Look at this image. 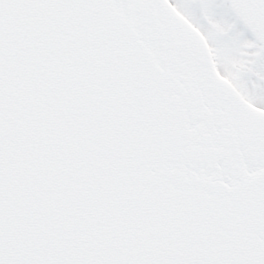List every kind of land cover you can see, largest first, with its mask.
Listing matches in <instances>:
<instances>
[{
  "label": "snow or ice",
  "instance_id": "1",
  "mask_svg": "<svg viewBox=\"0 0 264 264\" xmlns=\"http://www.w3.org/2000/svg\"><path fill=\"white\" fill-rule=\"evenodd\" d=\"M0 264H264V0H0Z\"/></svg>",
  "mask_w": 264,
  "mask_h": 264
}]
</instances>
